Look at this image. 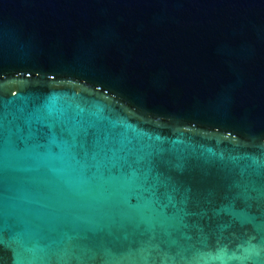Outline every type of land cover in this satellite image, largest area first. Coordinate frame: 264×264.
<instances>
[{"label": "water", "instance_id": "water-1", "mask_svg": "<svg viewBox=\"0 0 264 264\" xmlns=\"http://www.w3.org/2000/svg\"><path fill=\"white\" fill-rule=\"evenodd\" d=\"M0 264H264V0H0Z\"/></svg>", "mask_w": 264, "mask_h": 264}]
</instances>
